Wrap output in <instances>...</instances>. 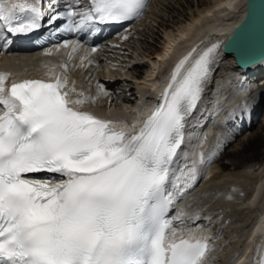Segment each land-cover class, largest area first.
Returning <instances> with one entry per match:
<instances>
[{
    "label": "snow or ice",
    "instance_id": "obj_1",
    "mask_svg": "<svg viewBox=\"0 0 264 264\" xmlns=\"http://www.w3.org/2000/svg\"><path fill=\"white\" fill-rule=\"evenodd\" d=\"M58 6L49 0L50 9ZM145 6L146 0H72L48 23L66 19L61 30L79 32L138 18ZM44 15L31 0L0 3V29L28 35ZM80 47L73 43L70 58ZM218 48L198 55L194 48L181 59L132 134L81 110L107 94L102 84L85 97L66 76L6 87L9 74L0 73V264H204L207 239L178 234V218L168 212L196 178L180 165L184 130ZM36 173L51 175H29Z\"/></svg>",
    "mask_w": 264,
    "mask_h": 264
},
{
    "label": "bare ground",
    "instance_id": "obj_2",
    "mask_svg": "<svg viewBox=\"0 0 264 264\" xmlns=\"http://www.w3.org/2000/svg\"><path fill=\"white\" fill-rule=\"evenodd\" d=\"M31 2L36 4V0H31ZM156 2H160V0H153L149 3V8L152 9ZM0 3L8 5L10 1L0 0ZM49 10V6H46L45 13H49ZM149 12L150 10L147 11L139 22L131 25L128 29L119 30L120 32L118 31V33L113 35V39H111L110 42L114 43L118 41V45H121L112 48H104L101 53H96L98 56L95 57L96 54L90 55L88 59H81V55L86 53V51H77L75 52V57H68L67 59L68 63H72L75 72H70L69 74L61 72L58 74L66 76L68 86L71 88L74 85L76 92H79L78 90L81 88L88 94L92 93L93 96L97 94V85L102 84L107 94H101L95 101L98 106L95 105L92 108L98 116H106L114 120L117 128H124L130 132L134 131L132 125H135V130L137 128L139 129L142 122L151 114V111L159 103V96L167 87L171 79V73L181 59L192 52L194 48L197 49L196 55H198L213 44L224 42L230 38L235 29L246 17L247 0H215L212 4L200 10L198 14L192 15L193 17H191L190 21L182 24L177 33L169 32L168 29H166L167 33L165 35L166 40L164 48L153 53L156 55L155 59L154 57L151 59L150 56H146V54L141 55V58H131L129 61L130 65H127V68L119 69L120 72L122 71L124 74L120 72L118 74L117 72L118 75H123L125 77H114L116 75L114 70L116 66H119L117 63L118 61L116 59V61L114 60V53L120 52V49H123L125 46L123 44L126 43L131 36L133 37L136 35V31L139 30V27H143L142 22L146 21L145 18L149 16ZM105 30L108 32L111 29ZM4 33H6V30L0 29V34ZM126 37L128 38L126 39ZM124 39L126 40L124 41ZM130 40L131 39H129V41ZM73 43H75V41H72L68 47H62L60 49L56 47L59 51L51 50L53 52L51 55L48 54L47 58L54 56L61 58L64 54L69 55L72 53ZM11 51L12 50L9 49L7 52ZM44 55L43 51H33L30 52V54H1L0 70L6 72L11 67L20 70V67L23 65L29 66L31 63L35 64L39 62L40 59L45 58ZM147 58L149 61H154H151V68L149 66L150 69L144 72L146 65L144 63L140 65V63H142L141 60L145 61ZM124 59H126V57H124ZM224 59V63L220 68L216 81L206 88L200 104L197 107L198 111L190 120L189 127L191 129L188 130L187 138L190 140L194 138L195 142L188 140L186 145L181 148V156L185 161L182 167H186V170H194L196 177L201 173L202 180L199 187L197 186L198 188H193L194 181L192 186L188 188L189 191L187 189L183 193L182 198L179 196V199L181 198L180 200L176 198V206L180 205L179 202L183 203L186 207H184L183 204L181 205L183 207L182 213L186 216H190L193 213L198 214L202 211L201 204L199 205V203H207L208 200L206 197L210 198L212 191H215V195L217 194L218 200L220 202L222 201L224 208L226 207L235 215L236 213L241 215L239 221H234L235 223L232 221V233H230V237L227 234L229 240L223 245L225 247L221 253L222 261L219 257L215 262L219 260L218 264H256V258L259 256L264 243V159L262 162L257 163L259 157L262 155L264 156V152L260 151V149L264 147V138L262 134V132H264V126H260L259 128L262 130L261 133L251 132L249 137L246 136L241 138L239 143L242 147H237L236 150L232 151H229L230 149L227 150L229 152L226 151L227 154L225 152V157L223 156L220 161L214 160V156L220 151H217V145L223 148L230 141H232L231 144H233L234 141L242 136V134L236 136V131H238V129H234L232 126L226 124L228 119H231L230 116L234 118L239 115L240 118L242 117V121L244 119L249 120L251 113L257 111L256 108H258V100L260 98L258 95H260L262 89L259 90L258 88L256 91L254 90L257 83H264V63L256 65L249 70H243L238 68L237 62L233 56ZM89 60H95L97 62V67L90 66L87 68L86 66ZM25 72L37 73L42 77H45L47 74L45 73L46 71H35L29 68L25 70ZM99 72H101V74H99ZM131 73L133 74L131 75L132 79L138 81V84L126 78ZM20 75L21 74L18 76ZM51 76L54 78V75L51 74ZM120 78H124L125 80ZM128 80L131 81L132 85L126 84ZM230 81V87L222 93V89L228 82L230 83ZM116 83L122 86L119 85L120 87L117 86V88H115ZM254 92H256V98L253 96L252 99H250V96H252ZM127 94L128 97L126 96ZM72 97L76 98V94L73 93ZM111 106L114 109H111ZM226 106H228V113L231 112V115H227L228 117L225 116L222 120L225 119L224 122L230 130L226 129L223 131L224 136L218 140L216 147L214 145L215 141H212L214 143L211 144L209 140L211 148L206 150L207 147H204L207 143L206 141H208L206 136H213L214 132L215 135L217 134L216 131H212L213 129L211 131L209 130L210 133L207 135L203 134L207 133L206 131L210 129V122L216 117H219L218 113L227 109L225 108ZM116 107L118 108L115 109ZM81 110L85 111V106H82ZM221 114L222 113H220V115ZM211 117L213 119H211ZM205 123H207L206 126ZM213 126H211V128ZM252 126L250 131L255 127L253 119ZM235 136L236 138L234 139ZM216 137L217 138L214 136L215 140L219 138L218 135ZM200 139L202 140L201 142H199ZM210 139L212 140V138ZM199 143L203 144L200 145ZM230 146L231 145L228 147ZM188 156L191 157V160L185 159V157ZM227 159L230 160V162H226ZM208 188L214 189L211 191V194L209 192L207 194L206 191ZM211 199L214 200L215 197L213 196ZM215 201L216 199L214 202ZM191 203H198V205ZM218 207H220V205ZM204 208L205 207H203V209ZM207 209H209V207ZM210 209L212 210L214 207L212 208L211 206ZM223 214L226 215L225 217L230 218L231 213H229L228 210L223 211ZM220 220L221 218L219 221ZM218 223L217 225H219ZM229 223L230 222H228V224ZM238 224L240 225L239 228ZM206 225H204V227H206ZM175 226L178 230H181L182 227H188L187 229H182V231H180L181 234L192 232L191 235H195L196 237H201L202 233L203 236L204 234L210 235V237L212 236L211 231L205 232L202 231L203 229L197 231V228H191V222H186L181 226ZM229 231L225 230L224 232ZM207 261L209 262V259H207ZM204 264L208 263L206 262Z\"/></svg>",
    "mask_w": 264,
    "mask_h": 264
},
{
    "label": "rangeland",
    "instance_id": "obj_3",
    "mask_svg": "<svg viewBox=\"0 0 264 264\" xmlns=\"http://www.w3.org/2000/svg\"><path fill=\"white\" fill-rule=\"evenodd\" d=\"M215 0H160V2H156V4L154 5V7H152V9L150 8V12L148 13V15L149 16H147V18H145V20L146 21H144V22H142V28H138L139 30H137L136 31V38H135V36H131V38H129V39H131L130 41H129V39H128V41H126V43H124L123 45H125L124 46V48H123V45H122V48L123 49H120V52H117V53H114V56H115V58H114V60L116 59L118 62V65L119 66H116V69L114 70V73L116 74L114 77H125V76H123V75H118L119 74V72H120V68H125L127 65H130L129 63V61L131 60V58H137V57H140L141 55H144V54H146V56H150V58L151 59H153V57H154V59H155V57H156V55L155 54H153L155 51H158L159 49L160 50H162L163 48H164V44H165V40H166V33H167V31H166V29H168V31L169 32H173V33H177L178 32V30H179V27H181V25L182 24H185V23H187L188 21H190V19H191V17H193L192 15H195V14H198V12L200 11V10H203V8H205L206 6H208V5H210V4H212L213 2H214ZM141 25V24H140ZM176 31V32H175ZM133 39V40H132ZM130 42V43H129ZM128 44V45H127ZM128 47H129V49H128ZM150 53H152V54H150ZM131 55V56H130ZM119 57V58H118ZM124 57H126V59H124ZM142 57V56H141ZM140 57V58H141ZM149 58V57H148ZM146 59L145 61L144 60H141V62L142 63H140V65H142L143 63L146 65V68L145 67H143V68H145L144 69V72H145V70H149L150 68H151V61H154V60H150L149 61V59ZM115 60V61H116ZM138 61V60H137ZM101 63H103V62H101ZM149 66H150V68H149ZM128 67V66H127ZM126 67V68H127ZM148 68V69H147ZM116 71V72H115ZM117 72H118V74H117ZM121 74H124V72H120ZM99 74H101V72H99ZM131 75H133L132 73L129 75V76H127L126 78H128V79H130L132 82L134 81V82H138V81H136V80H134V79H132V77H131ZM135 76V75H134ZM116 77V78H117ZM119 79V78H118ZM120 79H122V80H125L124 78H120ZM131 81H127V83L126 84H130V85H132V83H131ZM133 82V83H134ZM141 82V81H140ZM229 83V82H228ZM138 84V83H137ZM230 84L231 83H229L228 85H226L222 90H223V92L222 93H224L229 87H230ZM122 86L121 84H118V83H116V85H115V88H117V86L118 87H120V86ZM124 86V85H123ZM114 88V89H115ZM262 89V92L260 93V95H258L259 97H262L261 95H263L264 96V86L261 88ZM118 91V90H117ZM258 92H260V91H258ZM254 95H256V92H254L253 93V95L252 96H250V99H252V97L254 96ZM127 97H128V94L126 95ZM249 96V95H248ZM226 97V96H225ZM227 98V97H226ZM226 98H225V100H226ZM246 99H249V98H246ZM249 99V100H250ZM249 100H248V102H249ZM130 101V100H129ZM128 101V102H129ZM241 101V100H240ZM127 102V103H128ZM126 103V104H127ZM128 105V104H127ZM256 106V105H255ZM257 107V106H256ZM111 109H114L112 106L110 107ZM118 107H116L115 109H117ZM225 108H227V109H229L228 108V106H226ZM257 109V108H256ZM223 110H224V108H223ZM225 117V116H224ZM223 117V118H224ZM217 118V117H216ZM215 118V121L217 120ZM221 122H223V120H221ZM222 124H224V126H226V124H225V122L224 123H222ZM211 126H213V125H210V129H208L206 132L207 133H204L203 135H207L208 133H210V131L212 130V128H211ZM260 126H264V97L262 98V107H261V109L259 110V118H258V121L256 122V124H255V127L252 129V131H248V132H245V133H243L242 134V136L241 137H239L236 141H234L233 142V144H231V146L227 149V150H229V151H232V150H236L237 149V147H242V146H240V143H239V140L241 139V138H243V137H249L250 136V134H251V132L253 133V132H259V133H261L262 132V130H260L259 128H260ZM229 128V127H228ZM210 130V131H209ZM212 131H214V130H212ZM224 131V130H223ZM222 131V129H221V133L219 132V131H216V134L218 135V139H216L215 140V138H217L216 136L217 135H215V132H214V134H213V136L212 135H208V136H206V138H207V140L208 141H206L207 143H206V145H208V146H204L205 148H206V150H208V149H210L211 148V145H209V140H210V143L211 144H213L214 142H212V141H215V143H214V145H215V147H216V145H217V143H218V140L219 139H221V137H223L224 136V132ZM217 132H219V133H217ZM262 134H263V138H264V132H262ZM210 136V137H209ZM214 136H215V138H214ZM208 137H209V139H208ZM210 138H212V140L210 139ZM202 140L200 139L199 140V142H201ZM217 141V142H216ZM203 143H204V141H203ZM203 143H199L200 145H202ZM217 151L218 150H220L221 149V147H219L218 145H217ZM205 150V149H204ZM216 150V149H215ZM226 150V151H227ZM216 151V152H217ZM225 151V152H226ZM229 151H227V152H229ZM260 151H263L264 152V147H262L261 149H260ZM225 152L222 154V157L224 156V154H225ZM227 152H226V154H227ZM206 155V154H205ZM225 157V156H224ZM222 159V158H221ZM220 159V160H221ZM264 159V156L262 155L261 157H259V159L257 160V163H260V162H262V160ZM205 160V159H204ZM230 162V160H226V162ZM253 163V162H252ZM208 169V168H207ZM212 187V186H211ZM214 188V187H213ZM210 189V190H209ZM231 190H234L233 188H230ZM212 190H214V189H212V188H208L207 189V194H208V192L211 194V191ZM217 195V194H216ZM215 195V191H212V195L210 196V198H208V197H206V199L208 200V202H207V200H206V202L207 203H205V202H202V203H200L201 204V209H202V211H204V210H206L208 207L209 208H211V206H212V208L214 207V209L215 210H218V208L220 209V212H217V213H219V214H215L213 217L216 219L215 220V224H217L218 222H220L221 220V222L220 223H218L219 224V226L220 225H222V224H226V225H224V226H226V227H224L225 229H224V231L226 230V231H229V232H225L226 233V235L228 234L229 235V237H230V233H232V224H233V222L234 221H239V219H241L240 218V214L238 213H236V215L235 214H233L232 213V211H230L229 209H227L226 207L224 208L223 207V203H222V201L220 202L219 200H218V198H217V196ZM213 196L215 197V199H216V201L214 202V200L213 199H211V197L213 198ZM213 200V201H211V200ZM207 204H208V207H207ZM204 205V206H203ZM215 205V206H214ZM220 205V207H218V206ZM222 206V207H221ZM203 207H205L204 209H203ZM207 207V208H206ZM221 208H223V209H221ZM214 209H212V210H214ZM207 210H209V209H207ZM211 210V209H210ZM214 210V211H215ZM225 210H228V212L229 213H231V215H230V217H233L234 218V220H233V222L231 221L229 224H228V222L226 221L227 219H225V214H223V211H225ZM222 212V213H221ZM227 212V211H226ZM226 212H224V213H226ZM202 213H204V212H202ZM239 215V216H238ZM224 216V217H223ZM238 216V217H237ZM221 218V220L219 221V219ZM223 218V219H222ZM227 218V217H226ZM207 219L208 220H212L213 218H211L210 217V219H209V216L207 217ZM226 222V223H225ZM235 223V222H234ZM229 225H230V227H229ZM228 227V228H227ZM236 227V226H235ZM234 227V228H235ZM240 227V225L238 224V228ZM228 229V230H227ZM228 235L227 236H225L224 238V242L223 243H226V241L227 240H229V237H228ZM225 246H222V248H224ZM218 262H219V260L217 261V262H215V264L217 263L218 264ZM222 264V263H221Z\"/></svg>",
    "mask_w": 264,
    "mask_h": 264
},
{
    "label": "water",
    "instance_id": "obj_4",
    "mask_svg": "<svg viewBox=\"0 0 264 264\" xmlns=\"http://www.w3.org/2000/svg\"><path fill=\"white\" fill-rule=\"evenodd\" d=\"M225 48L243 70L264 63V0H247L246 17L227 39Z\"/></svg>",
    "mask_w": 264,
    "mask_h": 264
}]
</instances>
